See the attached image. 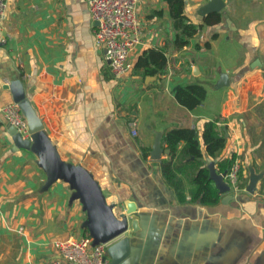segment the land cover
Masks as SVG:
<instances>
[{
    "label": "crops",
    "instance_id": "obj_1",
    "mask_svg": "<svg viewBox=\"0 0 264 264\" xmlns=\"http://www.w3.org/2000/svg\"><path fill=\"white\" fill-rule=\"evenodd\" d=\"M89 1L7 0L0 24V264H40L57 257L55 243L89 235L87 213L69 185L45 190L37 157L13 149L2 109L13 103L6 86L15 80L24 83L61 158L93 174L117 215L126 202L136 205L131 219L139 227L125 235L131 255L122 264H264V0H225L221 24L205 26L183 50L173 45L168 0H141V44L131 73L120 79L95 45ZM185 1L186 16L203 24L197 10L209 0ZM151 48L163 51L168 65L163 75L144 77L134 67ZM222 74L230 85L218 89ZM196 83L207 98L189 110L175 90ZM213 121L228 143L204 162L219 173V160L236 155L244 188L232 191L229 204H180L160 161L151 159L156 137L175 128L201 137Z\"/></svg>",
    "mask_w": 264,
    "mask_h": 264
},
{
    "label": "water",
    "instance_id": "obj_2",
    "mask_svg": "<svg viewBox=\"0 0 264 264\" xmlns=\"http://www.w3.org/2000/svg\"><path fill=\"white\" fill-rule=\"evenodd\" d=\"M225 7V0H209L199 7L197 14L199 19L204 21L211 14L222 13ZM224 17L229 23L228 17L226 15ZM229 85V76L222 74L217 88L221 89ZM6 89L10 91L13 102L20 108L31 133L30 139L24 140L13 126L8 125L7 131L12 139L14 151L24 150L37 157V165L47 177L45 190L58 181L69 185L73 191L72 200L80 201L83 210L87 213L84 227L88 230L93 245H109L107 248L109 264H122L131 255L130 238L125 235L130 229L132 233H136L139 227V222L131 219V215L136 212V205L126 202L125 211L117 215L116 206L107 202L102 187L93 174L84 167L66 162L61 158L57 147L45 131L42 119L27 97L24 83L21 80H15L7 85ZM164 154L169 155V151L162 148V136L158 134L151 159L157 162L161 161ZM207 167L211 180L219 192L224 195L222 203L229 204L234 201L231 187L226 182L228 172L219 174L215 169L214 162H211ZM258 179L257 176L252 177L246 190L249 194L255 193Z\"/></svg>",
    "mask_w": 264,
    "mask_h": 264
},
{
    "label": "trees",
    "instance_id": "obj_3",
    "mask_svg": "<svg viewBox=\"0 0 264 264\" xmlns=\"http://www.w3.org/2000/svg\"><path fill=\"white\" fill-rule=\"evenodd\" d=\"M168 4L175 31L173 45L177 50L190 46L205 26L219 25L223 20L221 13H215L208 16L203 24H194L185 14V0H168ZM167 65L165 53L151 48L143 52L134 69L141 71L144 77L156 76L163 75ZM175 98L181 106L194 110L206 100L207 89L200 83L181 86L175 90ZM217 122H207L201 137L195 129L175 128L166 132L162 139V148L169 151V156L159 162L161 174L180 204L216 207L224 198L211 180L204 162L205 156L217 159L228 143L226 134L218 128ZM144 157L147 159L148 156L145 154ZM236 159V155L220 159L219 173L229 172ZM239 180H242V171ZM243 186L239 184L241 190Z\"/></svg>",
    "mask_w": 264,
    "mask_h": 264
},
{
    "label": "built area",
    "instance_id": "obj_4",
    "mask_svg": "<svg viewBox=\"0 0 264 264\" xmlns=\"http://www.w3.org/2000/svg\"><path fill=\"white\" fill-rule=\"evenodd\" d=\"M141 0H90L89 11L96 24L95 45L106 51L112 75L124 78L133 68L131 57L141 44L137 7ZM7 0H0V24L6 19ZM5 121L13 126L22 139H30L27 121L17 104L10 103L2 109ZM133 135L137 136V124L131 123ZM241 162L236 159L226 177L227 184L235 193L241 191ZM109 245H93L92 238H72L55 243L57 257L40 264H109L107 248Z\"/></svg>",
    "mask_w": 264,
    "mask_h": 264
}]
</instances>
